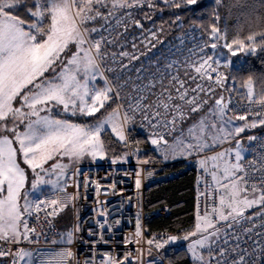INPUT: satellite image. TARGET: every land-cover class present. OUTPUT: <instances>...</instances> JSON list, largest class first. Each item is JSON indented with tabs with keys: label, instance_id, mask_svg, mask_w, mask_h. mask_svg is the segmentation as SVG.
I'll use <instances>...</instances> for the list:
<instances>
[{
	"label": "snow or ice",
	"instance_id": "1",
	"mask_svg": "<svg viewBox=\"0 0 264 264\" xmlns=\"http://www.w3.org/2000/svg\"><path fill=\"white\" fill-rule=\"evenodd\" d=\"M141 2L142 0H87L86 4H81V0H49V3L41 5L33 0V8L28 11L31 22L26 23L24 19L12 14L13 10L25 4L26 0H0V240L10 244L23 241L31 243L30 235L35 229L29 227L28 219L40 211L45 212L46 219L55 216L74 198L64 191L67 186L65 165L57 158L68 157L73 163L82 162L86 157L92 160L102 159L112 150V144L108 142L112 139L111 133H115L118 138L115 143L123 142L127 146L125 126H128L130 132L137 113L140 115L141 127L149 131L151 144L163 145L166 152L179 154L181 157L210 147L209 138L215 139L223 129L228 130L226 138H231L246 128L256 127L257 121L264 124V113H261L253 117L251 124L246 123L243 127L235 125L227 116L229 107L223 102V97L215 98L216 90L211 84L204 86L203 78H211L214 74L217 82L223 83V77L218 75L220 61L217 57L223 56L224 60L230 62V56L236 55L232 50L233 44L249 54L257 50L255 36L247 37V41L252 42L247 47L245 41L240 39L232 43H220L224 36L217 28L211 29L207 41L196 45L199 52L194 50L189 53L190 56H199V60L193 59L192 62L199 64L195 72L200 75L202 81L191 90L194 95L189 96L190 90L179 76H172L165 86L164 76L161 75L159 83L153 77L147 84L136 85L135 94L121 97L123 103L109 111L106 104L109 101L115 103V96L108 81L103 80L99 87L90 86L89 81L98 77L102 79L97 60L105 61L108 53L101 49L111 41L101 33L99 38L91 41L90 47H85L88 41L70 12L73 7L79 8L76 15L81 24L94 21L98 17L105 22L115 18L117 24H127L134 20L135 16V13L129 10L139 7ZM220 2L221 0H213L216 5ZM196 3L197 0H181L177 7ZM102 8L108 9L106 16L102 14ZM49 17L50 21L45 27L44 21ZM136 23L139 25L138 21ZM84 31L91 34L99 33L100 29L85 27ZM259 36L258 43L264 51V33ZM208 44L211 48H208ZM70 45H75V50H72ZM225 49L227 51H224ZM121 55L128 56V53ZM111 58L115 61L116 54H111ZM46 73L51 75L46 76ZM192 80L195 81L196 76H193ZM157 86L160 88L159 92L149 91ZM122 87L123 85H118L115 95H119V89ZM250 91L251 89L249 93ZM201 93L204 95L201 96ZM13 101H17L19 106L14 107ZM260 106L264 107V101L260 102ZM121 108L124 112L122 122L118 119ZM205 108L206 115L188 127L185 133L179 125L187 120L191 113L200 112ZM101 109L105 111L100 117H96L94 125L85 126L57 118L60 112L95 117ZM251 110L249 108V111ZM240 119L247 121L248 117L241 116ZM108 125L111 126L110 133L107 132ZM165 137H172L173 143L169 144ZM237 148L235 160L240 161L241 151L239 146ZM18 152L34 174L32 188L48 183L53 188L54 198L33 202L22 197L21 190L27 177L25 169L17 162ZM226 156V153H221L211 158L220 162L217 166L219 172L214 167L209 173L213 181L208 185L213 191L211 206H205L203 212L197 216L194 230L182 237L183 241L188 242V251L195 264H209L203 255L205 252L210 260L214 259L215 264H228L227 257L233 249L226 247V230L223 234L224 244L220 243L222 233L217 223L226 221L228 227L234 226L246 219V209L256 205L264 206V186L258 191L257 185L248 184L244 177H238L237 174L243 171L241 164L230 162ZM49 161L55 162L45 167ZM117 162L116 159H111V163ZM200 163L202 168L206 166L205 161ZM77 174H81L80 170ZM53 175L56 177L55 181L44 180V177ZM261 179L264 180V177ZM136 186H140L139 179L136 180ZM56 195L60 199L55 198ZM21 199L24 200L23 204L20 203ZM48 208L52 210L47 211ZM259 215L264 216V212ZM101 227H104L103 222ZM78 230L77 228L67 233L66 245L72 243L74 232ZM104 230L107 231V228ZM177 239L176 236L154 237L149 239L148 243L163 248ZM214 252L218 253L215 257L212 255ZM2 256H11L12 264L29 257L28 264H34L32 254L24 250L12 253L0 247V257ZM72 257L73 253L65 249L54 252L50 260H41L40 264H70ZM98 259L100 264H122V261L132 264L130 257L116 259L100 255ZM85 264L95 262L89 259ZM234 264H245V260L242 257L235 259Z\"/></svg>",
	"mask_w": 264,
	"mask_h": 264
},
{
	"label": "built area",
	"instance_id": "2",
	"mask_svg": "<svg viewBox=\"0 0 264 264\" xmlns=\"http://www.w3.org/2000/svg\"><path fill=\"white\" fill-rule=\"evenodd\" d=\"M71 11L77 26L81 32H84L88 47L91 46L92 40L99 38L101 33L111 41L101 49L108 53L105 61L98 59L97 64L103 79L108 81L113 89L116 108L123 103L121 97L135 94L136 85L147 84L153 77L159 83L161 75L164 76L165 86L168 85L172 76H179L190 90L189 96L195 94L191 90L202 81L200 75L195 72L199 64L192 61L199 60V56H190L189 53H193L194 50L199 52L196 45L208 40L200 25L184 24L176 33L167 35L157 23L158 8L155 0H142L139 7L130 9L129 11H133L135 16L134 20H130L127 24H117L115 18L105 22L99 17L94 21L90 20L86 24H81L80 18L76 15L79 8L73 7ZM101 12L106 16L108 10L102 8ZM136 21L142 25L141 28ZM85 27L98 28L100 32L89 34L84 31ZM125 52L128 56L121 55ZM113 53L116 54L115 61L111 58ZM218 75L220 76L219 71ZM193 76H196L195 81L192 80ZM203 82L205 87L211 84L215 88V98L223 97V101L228 104L229 114L234 118L241 120L240 117L244 116L253 119L258 114L264 113V107L260 106L264 97H258L255 94L243 96L235 87L217 82L215 74L211 78L205 76ZM118 85L123 87L119 89V95H115ZM149 91L159 92L160 88L157 86ZM173 94H175L174 91ZM249 108L252 110L249 111ZM123 115L121 108L118 113L121 122ZM187 120L179 125L180 128ZM125 127L128 138L129 129L128 126ZM132 127L149 136V131L141 127L139 113L136 114L135 124ZM250 135L253 136V142L247 158L241 165L243 171L240 174L248 184L257 185L259 191L260 187L264 186V180L261 179L264 177V124L252 131ZM127 145L130 148L129 138ZM212 153L200 151L192 155L155 162L149 159H137L130 148L128 159L125 161L116 159L118 161L116 164L111 163V159L98 158L89 163L74 165L66 177L67 186L64 189L74 198L69 200L55 216H49L46 219L45 212L40 211L28 219L29 227L34 228L35 232L30 235L31 243L27 241L26 247L32 254L31 259L34 264H40L41 260L47 262L54 252L65 249L73 253L70 264H85V261L89 259L95 264H100L98 259L100 255L116 259L130 257L132 264H170L166 258L167 250L173 244L182 242V237L188 232L180 229H155L148 232L145 209L146 190L168 178L195 170L200 177L196 195L197 214L202 213L205 206H211L212 203L213 191L208 187L212 184L208 164ZM144 161L149 162L144 163ZM201 161L206 162L203 168ZM78 170L81 172L79 175ZM137 179L140 180L139 187L136 186ZM51 198H54V191L44 194L42 201ZM55 198L60 199L58 195ZM218 199L217 196V203ZM51 210V208L47 209V211ZM66 210L69 211L71 232L79 229L74 232L70 245L59 240L62 237V231L58 218ZM260 212H264V208L253 212L242 222L224 228L220 243L224 244L223 234L226 230V247L233 249L227 257L228 264H234L235 259L241 257L245 260V264H264V235H262L264 216L259 215ZM170 214L171 210L168 206H161L150 217H168ZM101 222L104 227H101ZM105 227L107 231L104 230ZM171 236H176L177 241L163 248H157L155 244L148 243V240L154 237ZM21 246V243L10 244L0 240V247L12 253H17ZM217 254L214 252L212 255L215 257ZM205 260L209 261V264H215L214 259L210 260L209 256ZM0 264H12V257H0ZM122 264L126 262L122 261Z\"/></svg>",
	"mask_w": 264,
	"mask_h": 264
},
{
	"label": "trees",
	"instance_id": "3",
	"mask_svg": "<svg viewBox=\"0 0 264 264\" xmlns=\"http://www.w3.org/2000/svg\"><path fill=\"white\" fill-rule=\"evenodd\" d=\"M36 2L44 5L49 3V0H36ZM86 3L87 0H83V4ZM178 3L181 1L175 0L171 3L156 1L158 8L157 23L167 35L176 33L179 30L177 29L179 22L183 21L186 25L190 23L200 25L208 39L211 35V29L217 28L219 33L224 36V40L220 43H232L234 40L240 39L245 41L247 47L249 43H252L247 41V37H256L257 50L255 53L249 54L247 51H241L233 44L232 50L236 52V55L230 56V62H226L223 56L217 57L220 61L218 71L223 77V84L235 87L243 96H249V89H252L255 96L264 97V51L261 50L258 43L259 35L264 33V0H221L219 5L214 4L213 0H197L196 4L177 7ZM32 8L33 0H26V3L14 9L12 14L28 23L31 22L28 11ZM103 9L108 10L107 8ZM49 21L50 17L44 21L45 27ZM101 81H98L99 86L102 85ZM106 108L109 111L116 109V102L109 101ZM206 110L205 108L193 114L192 118ZM104 111L101 109L98 114ZM107 132L110 133L111 130L107 129ZM111 136L112 139L108 142L112 144V150L106 153L104 159H124L128 153V145L125 146L123 142L115 143V140L118 139L115 133H111ZM128 138L130 148L137 159H149L155 162L164 159V155L159 152L155 145L151 144L148 135L142 134L132 127ZM199 183L198 173L195 170H190L183 175L168 178L150 186L145 193L147 231L180 229L189 232L194 230L197 223L196 195ZM161 206H168L171 214L168 217H150ZM263 208L264 206L261 209ZM69 219L68 210L64 211L58 218L61 231L64 225L69 224ZM183 242L185 241L177 242L167 250L166 258L170 264H192L194 262L184 246H181Z\"/></svg>",
	"mask_w": 264,
	"mask_h": 264
},
{
	"label": "rangeland",
	"instance_id": "4",
	"mask_svg": "<svg viewBox=\"0 0 264 264\" xmlns=\"http://www.w3.org/2000/svg\"><path fill=\"white\" fill-rule=\"evenodd\" d=\"M155 1H157V0H155ZM160 1H164L166 3H171V2H174L175 0H160ZM179 1H181V0H179ZM70 15L74 19L73 15H72V11L70 12ZM85 47H88L87 43L85 44ZM70 48L72 50H75V45H70ZM226 62H228V61H226ZM45 75L46 76H49L51 74L50 73H47ZM99 80H102L103 81L104 80L103 79V76H102V79L100 77H98L94 81H89V85L90 86H97V87H99V85H98V81ZM102 81H101V83H102ZM30 86L31 85H29V87ZM18 99L19 98H17V100ZM13 106L14 107H18L19 106L18 103H17V101H15V103H14ZM206 112H207V110L205 112H202L198 116L193 117V118H192V115H191V117L187 121L188 124H186V127L184 129L182 128L184 130V132L186 133L187 132V128L190 127L193 123H197L199 121V119H200L201 116L206 115ZM100 116H101V113H99V114L96 113L95 117H82V116H78V115L77 116H74V115L71 114V112H68V113L60 112L59 115L57 116V118L67 119L71 123H77V124H81V125L88 126V125H94L96 123V117H100ZM227 116L232 119V121H233V123L235 125H238V126H241V127H243L246 123L247 124H251L253 122V119H251V120L248 119L247 121H245V120H238V119L234 118L233 116H231L230 114H228V112H227ZM118 119L120 120L119 117H118ZM261 125L262 124L259 123V121H257V126H261ZM21 128H23V125H21ZM21 128H20V130L22 131L23 129H21ZM251 128H254V127L246 128L245 131L236 133L231 138H226L228 136V130L227 129H223L215 137V139H213L211 137L209 138L208 144L210 145V147L206 148L203 151L209 150V148L211 150V148H217V147L222 146L223 144H225V145L222 146V147H224L223 153H226L227 154L226 159H228L227 157L229 156V153L232 154V155L233 154L235 155V153L238 150L237 146H239V150L241 152L243 151L244 145L250 139V136L251 135L248 133V131ZM107 129L111 130V126L108 125L107 126ZM174 134L177 135L178 133H174ZM222 137H225V138H222ZM168 143L169 144H172L173 143L172 137L169 138V142ZM14 146L15 147H18V145H14ZM155 147L164 156H172V157L173 156H175V157L176 156H180L179 154H173V153H170V152H166V150H165V148H164L163 145H161V146H156L155 145ZM129 150H130V148L128 146V153L125 156V158L124 159H121V160L125 161V160L128 159V157H129ZM57 159H59V162L61 164H64L65 165V169H64L65 174H66L65 175V178L67 177L68 171H69V169L72 166H74L76 164H84L86 162L89 163V162L94 161V160H92L91 158H88V157L84 158L82 162H77V163H73L68 157L57 158ZM17 162L20 164V166L22 168L25 169V171H26V177H27L26 182H25V185H24V188L21 190L22 197H26L27 200L33 201V202H40V201H42L41 196L45 192L53 191V188L48 183H42V184H38L37 187L35 189H33L32 188V183L34 181V174L32 173V170L28 167V165L24 163L23 156L19 152L17 153ZM54 162L55 161H49L48 162V165H45V167L50 166ZM236 162H239V161H236L235 160V156H233V163H236ZM209 163H210V160H209ZM209 167H210V164H209ZM238 177H240V176H238ZM48 179H51L52 181H55L56 180V177L54 175L51 176V177H44V180L45 181H47ZM20 203L23 204L24 203V200L21 199ZM262 207H263L262 205H256L253 208L246 209L245 210V213H244V216L247 218L251 212L257 211V210L261 209ZM197 216H198V214H197ZM69 218H70V216H69ZM227 225H228V222H226V221H220V222L217 223V227L219 228V230H220L221 233L223 232L224 228ZM71 228H72V225H71V222H70V219H69V224L64 225V228L62 230V237L59 239L60 241H65V237H66L67 233L71 232ZM26 242L27 241L21 242L22 246L20 247L19 250H24L25 252H29L28 248L26 247ZM181 246H184V248L186 249V251L189 254L190 258L194 261V258L192 257L191 253L188 251V242L187 241L183 242L181 244ZM203 255H204V258L205 259L208 258V254L206 252L203 253ZM28 260H29V257H24L23 259H20V264H28Z\"/></svg>",
	"mask_w": 264,
	"mask_h": 264
},
{
	"label": "crops",
	"instance_id": "5",
	"mask_svg": "<svg viewBox=\"0 0 264 264\" xmlns=\"http://www.w3.org/2000/svg\"><path fill=\"white\" fill-rule=\"evenodd\" d=\"M47 74V73H46ZM254 92H253V90L251 89V91H250V95L251 94H253ZM218 98H220L219 96H218ZM224 102V101H223ZM14 103H15V101H13V105H14ZM228 114H229V111H228ZM232 116V115H231ZM250 120V119H249ZM186 124H188V123H186ZM186 124L184 125V127H183V129L186 127ZM260 126H256V127H254V128H251L249 131H248V133L250 134L252 131H254L256 128H259ZM21 129H23V128H21ZM173 135H176V134H173ZM170 138V137H169ZM169 138H166V140L169 142ZM252 142H253V136L251 135L250 136V139H249V141L244 145V149H243V151L241 152V159H240V164L242 165V163L245 161V159L247 158V156H248V154H249V152H250V148H251V145H252ZM223 145H225V144H223ZM222 145V146H223ZM222 146H219V147H217V148H211V150H210V148H209V150H206V151H210V152H213L211 155H210V171L214 168V167H216L217 168V171H219V168L217 167L218 165H219V161H212V157H216V156H219L221 153H223V151H224V148H222ZM233 156H235L234 154L232 155V154H230L229 153V156L227 157L228 158V160L229 161H231L232 163H233ZM179 157H181V156H167V158H166V156H164V158L165 159H175V158H179ZM86 163H88V162H86ZM215 164V165H214ZM73 167V166H72ZM71 167V168H72ZM70 168V169H71ZM70 169H69V171H70ZM68 171V172H69ZM238 176H240L241 177V175H240V172L238 173ZM212 183H213V181H212ZM41 198H42V196H41Z\"/></svg>",
	"mask_w": 264,
	"mask_h": 264
},
{
	"label": "water",
	"instance_id": "6",
	"mask_svg": "<svg viewBox=\"0 0 264 264\" xmlns=\"http://www.w3.org/2000/svg\"><path fill=\"white\" fill-rule=\"evenodd\" d=\"M183 24H184V22L183 21H181V22H179V24H178V26H177V29H180L182 26H183ZM140 28L142 27V25L139 23V25H138Z\"/></svg>",
	"mask_w": 264,
	"mask_h": 264
}]
</instances>
